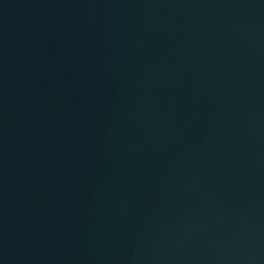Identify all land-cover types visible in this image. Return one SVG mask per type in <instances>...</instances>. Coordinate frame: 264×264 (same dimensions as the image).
Segmentation results:
<instances>
[{
  "label": "water",
  "instance_id": "95a60500",
  "mask_svg": "<svg viewBox=\"0 0 264 264\" xmlns=\"http://www.w3.org/2000/svg\"><path fill=\"white\" fill-rule=\"evenodd\" d=\"M0 264H264V0H0Z\"/></svg>",
  "mask_w": 264,
  "mask_h": 264
}]
</instances>
